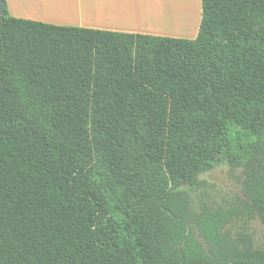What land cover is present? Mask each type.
<instances>
[{"label":"trees","instance_id":"trees-1","mask_svg":"<svg viewBox=\"0 0 264 264\" xmlns=\"http://www.w3.org/2000/svg\"><path fill=\"white\" fill-rule=\"evenodd\" d=\"M2 1L0 264H264V0H200L193 39ZM218 165L241 195L194 200Z\"/></svg>","mask_w":264,"mask_h":264},{"label":"crops","instance_id":"crops-1","mask_svg":"<svg viewBox=\"0 0 264 264\" xmlns=\"http://www.w3.org/2000/svg\"><path fill=\"white\" fill-rule=\"evenodd\" d=\"M5 1L8 15L13 18L62 27L161 37L165 36L156 33H169L165 31L166 25L181 29L184 21L189 20L191 13H194V9L197 11L200 2V0H187V2L185 0L186 3L182 2L181 5L177 0H172V3L170 0ZM167 1L171 4H167ZM90 16L103 17V19H92ZM115 21L126 26L122 27ZM193 38L195 36L191 39Z\"/></svg>","mask_w":264,"mask_h":264},{"label":"rangeland","instance_id":"rangeland-1","mask_svg":"<svg viewBox=\"0 0 264 264\" xmlns=\"http://www.w3.org/2000/svg\"><path fill=\"white\" fill-rule=\"evenodd\" d=\"M200 2L197 11L191 13L189 20H185L180 28L165 26V31L169 33H156L162 34L165 37L191 39L198 31L199 17H200ZM92 19H103V17L90 16ZM112 19L111 17H109ZM114 20V19H113ZM118 25L125 27L121 23L115 21ZM152 33V32H151ZM202 185L198 192L192 193L193 199L196 200L197 195H202V199L208 202H216L218 204L226 201L233 194L241 195L240 172L230 173L226 165H218L210 173L200 176ZM241 226V224H240ZM245 229L252 234L254 242L258 248L264 247V229L257 221L249 222L243 225Z\"/></svg>","mask_w":264,"mask_h":264},{"label":"water","instance_id":"water-1","mask_svg":"<svg viewBox=\"0 0 264 264\" xmlns=\"http://www.w3.org/2000/svg\"><path fill=\"white\" fill-rule=\"evenodd\" d=\"M4 2L2 0H0V17H2L4 15Z\"/></svg>","mask_w":264,"mask_h":264},{"label":"bare ground","instance_id":"bare-ground-1","mask_svg":"<svg viewBox=\"0 0 264 264\" xmlns=\"http://www.w3.org/2000/svg\"><path fill=\"white\" fill-rule=\"evenodd\" d=\"M171 1H172V0H170V2H171ZM177 1H178L181 5H182V2H184V4L187 2V0H186V2H185V0H184V1H183V0H182V1H181V0H180V1L177 0ZM177 1H176V2H177ZM170 2L167 1V4H171V3H172V2H171V3H170ZM31 3H32V2H31ZM31 3H30V4H31ZM28 6H29V5H28ZM30 6H32V4H31ZM192 6H193V2H192ZM183 7H184V5H183Z\"/></svg>","mask_w":264,"mask_h":264}]
</instances>
